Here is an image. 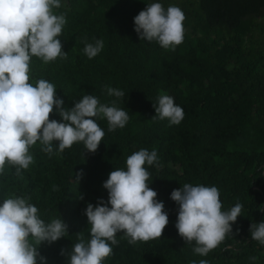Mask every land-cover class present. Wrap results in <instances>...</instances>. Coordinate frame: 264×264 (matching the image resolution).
<instances>
[{"label":"trees","instance_id":"obj_1","mask_svg":"<svg viewBox=\"0 0 264 264\" xmlns=\"http://www.w3.org/2000/svg\"><path fill=\"white\" fill-rule=\"evenodd\" d=\"M1 261L264 264V0H0Z\"/></svg>","mask_w":264,"mask_h":264},{"label":"clouds","instance_id":"obj_2","mask_svg":"<svg viewBox=\"0 0 264 264\" xmlns=\"http://www.w3.org/2000/svg\"><path fill=\"white\" fill-rule=\"evenodd\" d=\"M0 264H8L6 261H1Z\"/></svg>","mask_w":264,"mask_h":264},{"label":"rangeland","instance_id":"obj_3","mask_svg":"<svg viewBox=\"0 0 264 264\" xmlns=\"http://www.w3.org/2000/svg\"><path fill=\"white\" fill-rule=\"evenodd\" d=\"M181 29H182V30H184V29H185V26H184V27H182ZM164 94H168V93H164Z\"/></svg>","mask_w":264,"mask_h":264}]
</instances>
